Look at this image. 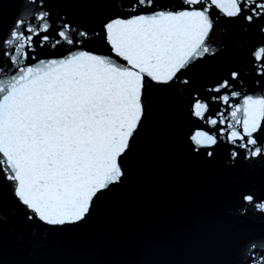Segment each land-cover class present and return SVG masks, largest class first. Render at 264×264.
<instances>
[{"label":"snow or ice","instance_id":"obj_1","mask_svg":"<svg viewBox=\"0 0 264 264\" xmlns=\"http://www.w3.org/2000/svg\"><path fill=\"white\" fill-rule=\"evenodd\" d=\"M112 3L121 10L97 32L53 18L43 7L33 12L22 0V13L0 37V185L15 198L11 214L22 213L25 222L53 228L84 222L98 194L122 182V157L145 113V78L159 85L188 84L181 79L187 70L224 47L213 42V9L249 26L264 20V0ZM259 31L264 34V25ZM97 39L116 59L89 49ZM45 47L64 54L37 60V48ZM250 56L252 70L264 77V43L254 46ZM242 72L231 71L206 89L217 94L212 101L229 109L227 116L222 110L206 120L225 127L212 133L197 130L190 137L197 152L216 146L219 134L232 146L233 162L241 154L246 161L264 160V94L234 90ZM232 98L241 103L231 104ZM208 110L207 100L195 99L194 116L204 120ZM241 200L264 214V198L241 193ZM247 211L242 207L241 214ZM9 219L0 208V228ZM17 238L24 239L22 234ZM262 248L264 237L246 242L242 261L264 264Z\"/></svg>","mask_w":264,"mask_h":264},{"label":"water","instance_id":"obj_2","mask_svg":"<svg viewBox=\"0 0 264 264\" xmlns=\"http://www.w3.org/2000/svg\"><path fill=\"white\" fill-rule=\"evenodd\" d=\"M24 2L33 12L43 7L53 18L97 32L121 10L112 0ZM161 3L178 4L179 0ZM21 13L22 0H0V37ZM212 16L216 21L213 42L224 47L187 70L181 79L188 84L177 80L159 85L145 78V113L122 157L126 174L121 183L98 194L84 222L62 228L25 222L22 213L11 214L15 198L6 185H0V208L10 217L0 228V264H247L242 261V249L246 242L264 237V214L244 205L241 193L264 198V160L246 161L241 154L233 162L232 146L219 134L216 146L197 152L190 137L197 130L212 133L226 126L206 123L222 110L227 116L229 109L212 101L210 97L217 94L206 89L228 78L231 71L243 68L242 82L234 90L264 94V77L252 70L250 56L254 46L264 43L259 31L264 20L249 26L216 9ZM88 47L116 59L98 39ZM63 54V49L37 48L36 58ZM195 99L209 103L204 120L193 115ZM230 103L241 100L232 98ZM207 151L213 156L208 157ZM242 207L248 208L244 214Z\"/></svg>","mask_w":264,"mask_h":264}]
</instances>
